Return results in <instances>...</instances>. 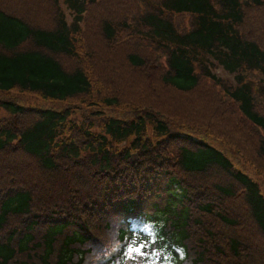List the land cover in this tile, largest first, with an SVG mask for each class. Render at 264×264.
<instances>
[{
    "label": "trees",
    "instance_id": "1",
    "mask_svg": "<svg viewBox=\"0 0 264 264\" xmlns=\"http://www.w3.org/2000/svg\"><path fill=\"white\" fill-rule=\"evenodd\" d=\"M63 2L0 0V264H264V0Z\"/></svg>",
    "mask_w": 264,
    "mask_h": 264
},
{
    "label": "rangeland",
    "instance_id": "2",
    "mask_svg": "<svg viewBox=\"0 0 264 264\" xmlns=\"http://www.w3.org/2000/svg\"><path fill=\"white\" fill-rule=\"evenodd\" d=\"M63 1L64 0H60V2H61V9L66 12L67 16H69V20H71V18H70V12L67 10V8H66V6H65V4H64ZM97 72H98V69H97ZM216 73L219 76H222L224 78L229 77L221 69L218 70ZM5 98H8V99L11 98V99L17 100L19 102H22V103H24L26 105L30 104V105L41 106V105L47 104L42 99H40V98H38L37 96H34V95L21 94V93H18V92H10V93L0 92V100H3ZM9 117H10V114L8 112H6L3 108H0V121L1 120H5V119H7ZM248 156H251V155H248ZM238 166L241 167V168H243L244 167L243 162H242L241 165H238ZM247 169H248L249 174H251L252 176H255L254 170H251V166H247ZM241 234L244 235L245 237L248 236V234L245 233L244 230H242Z\"/></svg>",
    "mask_w": 264,
    "mask_h": 264
},
{
    "label": "snow or ice",
    "instance_id": "3",
    "mask_svg": "<svg viewBox=\"0 0 264 264\" xmlns=\"http://www.w3.org/2000/svg\"><path fill=\"white\" fill-rule=\"evenodd\" d=\"M144 248H145V245L143 244H134V245H128V248H127V254L129 256L130 259H135V256L136 255H145L144 253Z\"/></svg>",
    "mask_w": 264,
    "mask_h": 264
}]
</instances>
